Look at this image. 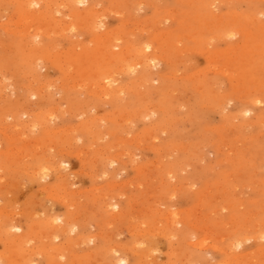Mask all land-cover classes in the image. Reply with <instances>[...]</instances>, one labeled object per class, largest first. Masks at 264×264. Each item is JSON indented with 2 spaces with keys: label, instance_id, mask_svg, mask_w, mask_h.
Returning a JSON list of instances; mask_svg holds the SVG:
<instances>
[{
  "label": "rangeland",
  "instance_id": "rangeland-1",
  "mask_svg": "<svg viewBox=\"0 0 264 264\" xmlns=\"http://www.w3.org/2000/svg\"><path fill=\"white\" fill-rule=\"evenodd\" d=\"M86 1L0 0V264H264V0Z\"/></svg>",
  "mask_w": 264,
  "mask_h": 264
},
{
  "label": "bare ground",
  "instance_id": "bare-ground-1",
  "mask_svg": "<svg viewBox=\"0 0 264 264\" xmlns=\"http://www.w3.org/2000/svg\"><path fill=\"white\" fill-rule=\"evenodd\" d=\"M22 1H23V0H22ZM32 2H33V1H32ZM73 2H74V0H73ZM86 2H88V1H86V0H76L75 3H76V5H77V4H85ZM34 3H36L35 0H34ZM39 3H40V2H39ZM39 3H38V4H39ZM32 4H33V3H32ZM36 4H37V3H36ZM38 4H37V5H38ZM69 5H70V3H69ZM116 5H117V4H116ZM211 5H212V4H211ZM30 6H32V5H30ZM24 7L26 8V6H24ZM28 7H29V6H28ZM28 7H27V8H28ZM68 7H69V6H68ZM209 7H210V6H209ZM62 9H63V8H62ZM28 10H31V9H28ZM31 11H32V10H31ZM24 12H25V11H24ZM28 13H30V12H28ZM33 13L38 14V13L35 12V11H34ZM35 14H30V16H29L28 18H26L27 20L24 18L25 20L23 19V22H24L23 24L26 23V25H27V23H28V25H29V23H30L31 25H29V26H30V27L32 26L31 28H33L32 22H35V21H36V18H35V16H34ZM16 16H18V14H17ZM27 16H28V15H27ZM19 18H21V16H19ZM21 19H22V18H21ZM67 20H68V19H67ZM36 22H37V21H36ZM16 25H17V24H16ZM19 26H21V25H19ZM23 26H24V25H23ZM35 26H36V24H35ZM37 26H38V25H37ZM39 26H40V25H39ZM80 26H82V25H79V27H80ZM98 26H99V25H98ZM69 27H70V26H69ZM69 27L67 26V29H69ZM71 27H72V26H71ZM27 28H28V29H25V30H24L23 28H21V29H23L24 32L27 33V32H26L27 30H28V31L31 30V28H29L28 26H27ZM85 28H86V27H85ZM21 29H20V30H21ZM34 29H35L36 31H37V29H41L40 31H39V30L37 31V32L39 33V34L37 33V36H38V37H39V36H42V35L44 36V33L41 35V33L43 32L44 26H41V27H38V28L36 27V28H34ZM34 29H33V30H34ZM70 29H72V28H70ZM93 29H94V28H93ZM23 30H22V31H23ZM117 31H118V30H117ZM117 31H116V32H117ZM150 31H151V30H150ZM31 32H32V31H31ZM64 32H66V31L64 30ZM129 32H130V31H129ZM49 33H50V32H49ZM23 34H24V33H23ZM35 34H36V33H35ZM35 34H34V36H35ZM25 35H26V34H25ZM215 36H217V35H215ZM38 37H37V38H38ZM224 37H225V36H224ZM35 38H36V37H35ZM100 38H101V37H100ZM109 39H110V38H109ZM124 39H125V38H124ZM103 40H104V39H103ZM109 41H110V40H109ZM27 45H28V44H27ZM32 46H33V44H32ZM113 46H114V45H113ZM25 47H28V46H25ZM25 47H24V48H25ZM37 48H38V47H37ZM129 48H130V47H129ZM25 49H26V48H25ZM28 49H29V48H28ZM154 49H155V48H154ZM13 50H14V49H13ZM38 51H39V50H38ZM38 51H36V52H38ZM147 51H148V52H149V51H152V47H151V45H146V46L144 47V49H143L142 51H140L138 54H144V55H147V54H146ZM151 53H152V52H151ZM44 54H45V53H44ZM123 54H124V53H123ZM33 55H34V54H33ZM137 56H138V55H137ZM142 56H143V55H142ZM37 60H38V59H37ZM39 60H40V59H39ZM151 60H152V58H150V62H151ZM125 61H126V60H125ZM147 61H149V60H147ZM34 62H35V60H34ZM34 62H33V63H34ZM38 62H39V61H38ZM132 63H134V62H132ZM139 63H140V62H139ZM139 63H138V64H139ZM130 64H131V63H130ZM138 64H137V65H138ZM142 64H143V63H140V65H142ZM36 65H37V63H36ZM124 65H125V63H124ZM128 65H129V64H128ZM144 65H145V64H144ZM84 66H85V65H84ZM146 66H147V65H146ZM126 67H128V66L126 65ZM135 67H136V66H134V65L132 64L131 66L128 67V69H132V70H133ZM137 67H138V66H137ZM141 67H142V66H141ZM37 68H38V67H37ZM92 68H94V67H92ZM120 69H121V68H120ZM123 69H124V68H123ZM135 69H136V68H135ZM118 71H119V70H118ZM122 72H123V71H122ZM130 72H131V71H130ZM120 73H121V72H120ZM96 74H97V73H96ZM110 74H111V73H110ZM98 75H99V74H98ZM73 76H74V75H73ZM106 76H107V75H106ZM104 77H105V76H104ZM30 78H31V77H30ZM102 79H103V78H102ZM109 79H110V78H109ZM105 80H106V79H105ZM110 80H111V79H110ZM69 81H70V80H69ZM111 81H112V80H111ZM156 81H157V80H156ZM57 82H58V81H57ZM82 82H83V81H82ZM82 82H81V83H82ZM107 82H108V81H107ZM108 83H109V82H108ZM110 83H111V82H110ZM34 84H35V83H34ZM77 84H78V83H77ZM72 85H73V84H72ZM79 85H80V84H79ZM43 86H44V85H43ZM72 87H73V86H72ZM39 88H40V87H39ZM73 89H74V88H73ZM115 89H116V88H115ZM200 89H201V88H200ZM130 90L132 91V89H130ZM21 91H22V90H21ZM104 91L106 92L107 89L104 90ZM115 92H117V89H116V91H114V93H115ZM201 92H202V91H201ZM107 93H108V92H107ZM110 93H111V92H110ZM101 99H102V98H101ZM109 99H110V98H109ZM154 107H155V106H154ZM56 110H57V109H56ZM56 110H55V111H56ZM38 115H40V114H38ZM79 116H80V115H79ZM131 116H132V115H131ZM149 117H150V116H149ZM229 117H230V116H229ZM124 119H125V118H124ZM129 120H130V119H129ZM34 128H35V127H34ZM72 129H73V128H72ZM101 129H102V128H101ZM73 131H74V130H73ZM79 139H80V138H79ZM146 139H147V138H146ZM239 143H240V142H239ZM118 149H119V148H118ZM19 152H20V151H19ZM88 153H89V152H88ZM117 155H118V154H117ZM76 156H77V155H76ZM175 170H176V169H175ZM45 172H47V171H45ZM61 186H63V185H61ZM115 186H117V185H115ZM101 188H102V187H101ZM44 190H45V189H44ZM52 190H54V189H52ZM155 190H156V189H155ZM55 193H56V192H55ZM101 196H102V195H101ZM47 197H48V196H47ZM55 199H56V198H55ZM104 199H105V197H104ZM104 203H105V202H104ZM109 203H110V202H109ZM232 205H233V204H232ZM152 207H153V206H152ZM117 208H118V207H117ZM113 210H114V209H113ZM113 210H112V211H113ZM118 210H119V209H118ZM160 211H161V210H160ZM39 212H40V211H39ZM110 212H111V211H110ZM1 214H2V213H1ZM15 215H16V214H15ZM36 215H37V214H36ZM36 215H35V216H36ZM122 215H123V214H122ZM122 215H121V216H122ZM61 216H62V215H61ZM125 216H126V215H125ZM29 217H30V216H29ZM37 217H38V216H37ZM50 217H51V216H50ZM59 217H60V216H59ZM59 217H58V218H59ZM31 218H32V217H31ZM167 218H168V217H167ZM173 218H174V217H173ZM15 219H16V218H15ZM32 219H33V218H32ZM11 220H12V219H11ZM168 220H169V219H168ZM5 222H6V221H5ZM9 222H10V221H9ZM39 222H40V221H39ZM48 222H49V221H48ZM36 223H37V222H36ZM49 223H50V222H49ZM228 223H229V222H228ZM52 224H53V223H52ZM57 224H58V223H57ZM7 225H8V224H7ZM37 225H38V224H37ZM237 225H238V224H237ZM53 226H54V225H53ZM8 227H9V226H8ZM62 227H63V226H62ZM62 227H61V228H62ZM72 227H73V226H72ZM18 228H19V227H18ZM33 229H35V228H33ZM53 230H54V229H53ZM71 230H72V229H71ZM33 231H35V230H33ZM33 231H32V233H33ZM38 231H39V230H38ZM173 231H174V230H173ZM12 232H13V231H12ZM47 232H48V231H47ZM214 232H215V231H214ZM142 233H143V232H142ZM174 233H175V232H174ZM26 234H27V233H26ZM13 235H14V234H13ZM31 235H32V234H31ZM31 235H30V237H31ZM45 235H46V234H45ZM62 235H63V234H62ZM65 235H66V234H65ZM166 235H167V234H166ZM21 236H22V235H21ZM23 236H24V235H23ZM47 236H48V235H47ZM194 236H195V235H194ZM16 238H17V237H16ZM24 238H25V237H24ZM55 238H56V237H55ZM90 238H91V237H90ZM29 239H30V238H29ZM47 239H48V238H47ZM47 239H46V240H47ZM103 239H104V238H103ZM138 239H139V238H138ZM19 240H20V239H19ZM30 240H32V239H30ZM53 240H54V239H53ZM67 240H68V239H67ZM105 240H106V239H105ZM4 242H5V241H4ZM23 242H24V241H23ZM25 242L27 243V241H25ZM134 242H135V241H134ZM141 242H142V241H141ZM21 243H22V242H21ZM26 243H25V244H26ZM32 243H33V242H32ZM22 244H23V243H22ZM140 244H141V243H140ZM23 245H24V244H23ZM47 245H48V243H47ZM51 245H52V244H51ZM29 246H30V245H29ZM238 246H239V245H238ZM24 247H25V245H24ZM53 247H54V246H53ZM57 247H58V246H57ZM59 247H60V246H59ZM66 247H67V246H66ZM5 248H7V247H5ZM14 248H15V247H14ZM33 248H34V247H33ZM51 248H52V247H51ZM64 248H65V247H64ZM44 249H46V248L44 247ZM9 250H10V249H9ZM26 250H27V249H26ZM35 251H36V250H35ZM124 251H125V250H124ZM43 252H45V251H43ZM103 252H104V251H103ZM14 253H15V252H14ZM36 253H37V252H36ZM36 253H35V254H36ZM52 253H53V252H52ZM52 253H51V254H52ZM55 253H56V252H55ZM64 253H65V252H64ZM106 253H107V252H106ZM112 253H113V252H112ZM141 253H143V252H141ZM4 254H5V253H4ZM20 254H21V253H20ZM42 254H43V253H42ZM46 254H47V253H46ZM56 254H57V253H56ZM56 254H55V255H56ZM68 254H69V253H68ZM102 254H104V253H102ZM110 254H111V253H110ZM1 255H2V254H1ZM11 255H12V254H11ZM23 255H24V254H23ZM18 256H20V255H18ZM143 256H144V255H143ZM20 257H21V256H20ZM24 257H25V256H24ZM36 257H37V256H36ZM8 258H9V257H8ZM12 258H13V257H12ZM19 259H20V258H19ZM53 259H54V258H53ZM22 260H23V259H22ZM104 260H105V259H104ZM20 261H21V260H20ZM23 261H24V260H23ZM28 261H29V260H28ZM21 262H22V261H21ZM50 262H51V261H50ZM57 262H58V261H57ZM121 262L125 264L126 261H125L124 259H122ZM27 263H28V262H26V264H27ZM84 263H85V262H84ZM103 263H104V262H103ZM105 263H107V262H105ZM116 263H117V262H116ZM14 264H15V263H14ZM75 264H76V263H75ZM111 264H112V263H111Z\"/></svg>",
  "mask_w": 264,
  "mask_h": 264
}]
</instances>
